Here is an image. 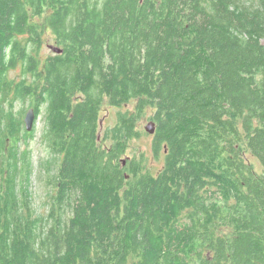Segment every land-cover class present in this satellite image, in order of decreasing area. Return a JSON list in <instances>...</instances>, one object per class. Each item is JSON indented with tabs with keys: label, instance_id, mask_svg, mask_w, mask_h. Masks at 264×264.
I'll list each match as a JSON object with an SVG mask.
<instances>
[{
	"label": "trees",
	"instance_id": "obj_1",
	"mask_svg": "<svg viewBox=\"0 0 264 264\" xmlns=\"http://www.w3.org/2000/svg\"><path fill=\"white\" fill-rule=\"evenodd\" d=\"M15 100L43 113L56 194L42 225L18 195L34 127L1 110L0 264H264V0H0ZM148 111L156 175L126 157Z\"/></svg>",
	"mask_w": 264,
	"mask_h": 264
},
{
	"label": "rangeland",
	"instance_id": "obj_2",
	"mask_svg": "<svg viewBox=\"0 0 264 264\" xmlns=\"http://www.w3.org/2000/svg\"><path fill=\"white\" fill-rule=\"evenodd\" d=\"M56 46L53 39L48 36V40L44 41L41 46L40 56L46 58L53 53L49 47ZM10 78L13 80H20L22 75L19 70L13 71L10 74ZM12 108L9 104H5L0 107V111L4 110L7 113L13 114L17 120H22L23 129L25 130L24 118L28 110L32 109L28 101H11ZM133 110V104L121 107L112 108L105 106L101 113L102 130L101 135L103 137L106 128L113 126L116 123L117 112L125 110ZM153 113L148 111L136 123V129L139 133V137L130 142L126 152L127 159L136 157L137 159L142 157L144 159V167L152 175H156L158 171L164 166V159L162 155L159 158H154L152 155V135L145 132V127L153 122L151 120ZM45 121L43 113L37 119L34 124V137L29 143L22 142V149L27 150L29 156V166L22 165L19 168V197L30 208V214L37 218L42 225L48 224V214L53 206L55 198V173L57 169L58 160L52 157L42 140V134L45 129ZM26 131V130H25ZM27 132V131H26ZM242 153L249 165L258 174L262 171V166L256 157L252 156L246 148L242 147ZM3 154V142L0 141V156ZM125 158H123L124 160Z\"/></svg>",
	"mask_w": 264,
	"mask_h": 264
},
{
	"label": "water",
	"instance_id": "obj_3",
	"mask_svg": "<svg viewBox=\"0 0 264 264\" xmlns=\"http://www.w3.org/2000/svg\"><path fill=\"white\" fill-rule=\"evenodd\" d=\"M143 0H141L142 2ZM49 49L55 53V54H61L62 50L56 46H52L49 47ZM35 112L34 109H30L28 110V112L25 115L24 118V125H25V129L27 132H31L33 130L34 124H35ZM155 123L154 122H150L146 127H145V132L149 135H153L155 132ZM123 165H125V161L123 160Z\"/></svg>",
	"mask_w": 264,
	"mask_h": 264
},
{
	"label": "flooded vegetation",
	"instance_id": "obj_4",
	"mask_svg": "<svg viewBox=\"0 0 264 264\" xmlns=\"http://www.w3.org/2000/svg\"><path fill=\"white\" fill-rule=\"evenodd\" d=\"M251 154V153H250ZM252 155V154H251ZM253 156V155H252ZM255 157V156H254ZM243 158H244V160L246 161V159H245V157H244V155H243ZM258 160V159H257ZM259 161V160H258ZM247 162V161H246ZM260 163V162H259ZM261 165V164H260Z\"/></svg>",
	"mask_w": 264,
	"mask_h": 264
}]
</instances>
